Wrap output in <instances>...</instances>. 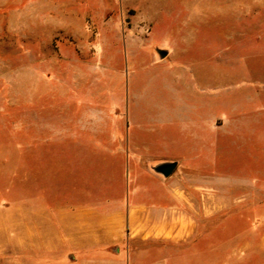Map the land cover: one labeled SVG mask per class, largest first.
I'll use <instances>...</instances> for the list:
<instances>
[{"label": "rangeland", "instance_id": "obj_1", "mask_svg": "<svg viewBox=\"0 0 264 264\" xmlns=\"http://www.w3.org/2000/svg\"><path fill=\"white\" fill-rule=\"evenodd\" d=\"M175 184L206 239L133 264H264V0H0V191L106 209Z\"/></svg>", "mask_w": 264, "mask_h": 264}, {"label": "crops", "instance_id": "obj_2", "mask_svg": "<svg viewBox=\"0 0 264 264\" xmlns=\"http://www.w3.org/2000/svg\"><path fill=\"white\" fill-rule=\"evenodd\" d=\"M179 164L188 170L183 179L193 182V163ZM48 196L0 191V264H133L131 245L169 244L175 251L206 239L193 237V219L182 215L183 207L193 212V196L180 184L161 192L133 188L121 208L70 200L54 206Z\"/></svg>", "mask_w": 264, "mask_h": 264}, {"label": "water", "instance_id": "obj_3", "mask_svg": "<svg viewBox=\"0 0 264 264\" xmlns=\"http://www.w3.org/2000/svg\"><path fill=\"white\" fill-rule=\"evenodd\" d=\"M167 52L161 50L159 55L161 58L166 56ZM176 167V162H162L153 167V171L157 174L162 175L163 177H169Z\"/></svg>", "mask_w": 264, "mask_h": 264}]
</instances>
